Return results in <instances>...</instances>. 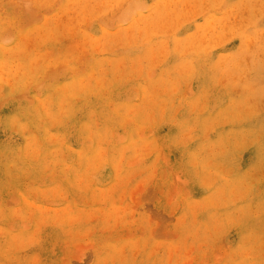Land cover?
I'll list each match as a JSON object with an SVG mask.
<instances>
[{"label":"rangeland","instance_id":"1","mask_svg":"<svg viewBox=\"0 0 264 264\" xmlns=\"http://www.w3.org/2000/svg\"><path fill=\"white\" fill-rule=\"evenodd\" d=\"M0 264H264V0H0Z\"/></svg>","mask_w":264,"mask_h":264}]
</instances>
